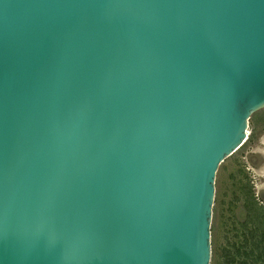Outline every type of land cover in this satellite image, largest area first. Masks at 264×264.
Returning a JSON list of instances; mask_svg holds the SVG:
<instances>
[{
	"label": "water",
	"instance_id": "water-1",
	"mask_svg": "<svg viewBox=\"0 0 264 264\" xmlns=\"http://www.w3.org/2000/svg\"><path fill=\"white\" fill-rule=\"evenodd\" d=\"M263 105L264 0H0V264H209Z\"/></svg>",
	"mask_w": 264,
	"mask_h": 264
},
{
	"label": "rangeland",
	"instance_id": "rangeland-1",
	"mask_svg": "<svg viewBox=\"0 0 264 264\" xmlns=\"http://www.w3.org/2000/svg\"><path fill=\"white\" fill-rule=\"evenodd\" d=\"M209 264H264V105L250 113L241 145L218 165Z\"/></svg>",
	"mask_w": 264,
	"mask_h": 264
},
{
	"label": "trees",
	"instance_id": "trees-1",
	"mask_svg": "<svg viewBox=\"0 0 264 264\" xmlns=\"http://www.w3.org/2000/svg\"><path fill=\"white\" fill-rule=\"evenodd\" d=\"M264 245V244H263ZM264 248V246H263ZM228 264H250V263H246V261H241V260H235L234 262H230Z\"/></svg>",
	"mask_w": 264,
	"mask_h": 264
},
{
	"label": "bare ground",
	"instance_id": "bare-ground-1",
	"mask_svg": "<svg viewBox=\"0 0 264 264\" xmlns=\"http://www.w3.org/2000/svg\"><path fill=\"white\" fill-rule=\"evenodd\" d=\"M246 131H247V127H246Z\"/></svg>",
	"mask_w": 264,
	"mask_h": 264
}]
</instances>
